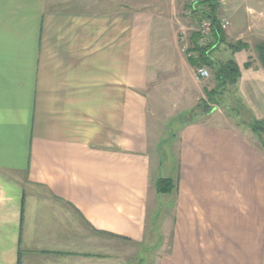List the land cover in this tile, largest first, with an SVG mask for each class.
<instances>
[{"label":"crops","instance_id":"obj_1","mask_svg":"<svg viewBox=\"0 0 264 264\" xmlns=\"http://www.w3.org/2000/svg\"><path fill=\"white\" fill-rule=\"evenodd\" d=\"M217 1L225 41L248 47L208 56L234 59L235 98L262 120L264 0ZM173 2L0 0V264H125L115 243L145 240L157 131L213 86L194 78ZM212 107L172 137L155 264H264V150Z\"/></svg>","mask_w":264,"mask_h":264},{"label":"rangeland","instance_id":"obj_2","mask_svg":"<svg viewBox=\"0 0 264 264\" xmlns=\"http://www.w3.org/2000/svg\"><path fill=\"white\" fill-rule=\"evenodd\" d=\"M143 5L144 3L140 4V6ZM173 7L179 12L176 13L175 16H177V19L182 23L179 32L180 37L182 38L181 48L183 49V51H185L187 49V33L196 32V29L199 25L195 20L191 18L190 14L188 13L186 8V0H174ZM221 25H224V28H221L224 31L225 24L220 21V26ZM184 39L186 41H184ZM215 45H213V47ZM206 67L209 70V78L206 80V82L214 85L212 80V71L208 66ZM167 97L163 102L161 101L163 108L160 111L162 114L166 112L169 113L170 110L173 109V106L168 107L170 99L167 100ZM176 97L177 96H175V98ZM179 100H174L175 102L172 101V105L176 104V102ZM220 100L222 104L221 106H218L219 109L217 108L219 110V112L217 113L220 115H224L225 113L228 114L229 109H236L239 103L235 98L232 89H229L228 92H225ZM227 103L229 104L228 109H226ZM175 110L176 109H174V111ZM242 111H244V109L240 110V112ZM184 114H186V112H179L175 114V116L169 119L164 125L160 126L157 131V133L160 134L161 140L158 144V157H155L153 155L151 156V168L149 174L150 185L154 192V190H156L157 179L167 178L171 180L172 188L168 193H158L156 202L154 203L153 211L148 212L147 234L145 240L141 244L132 246L128 243H115L116 246L121 247V257L125 260V264H155L156 262L155 251L160 248L159 246L162 243V236H160V231L168 221V214L171 212L172 200H174V198H176L175 196L178 195L176 183L174 181V176L177 171L178 164L176 160V142H173L172 145V137L177 134L179 126L181 125V117ZM229 114L233 115V113ZM242 114L243 119H248V116L247 114H245V112ZM184 121L187 122L189 121V119L184 118ZM252 140L255 145L261 147V149L264 150V132L259 133V135H255ZM130 254L132 255V258L129 259Z\"/></svg>","mask_w":264,"mask_h":264},{"label":"trees","instance_id":"obj_3","mask_svg":"<svg viewBox=\"0 0 264 264\" xmlns=\"http://www.w3.org/2000/svg\"><path fill=\"white\" fill-rule=\"evenodd\" d=\"M218 1L217 0H193L191 3V18L195 20L198 24L207 20L210 26V38L211 44H209L206 48H212L215 44H223L225 45L231 55L239 50L247 49V44L242 42H237L235 44H229L225 41L224 32L221 29L220 21L217 16L218 11ZM194 44L193 51L196 53L195 57L190 56L188 61L197 66V65H206L212 71V80L213 87L211 89H205V97L201 98L197 103L196 107L182 115L180 124H188L197 121L202 116L208 115L214 108L213 105L221 106L220 98L223 96L225 92H228L229 89L235 91V85L239 78V68L231 57L224 62L213 61L210 56H208L210 50L206 48H199L196 45L198 34L193 33ZM209 50V51H208ZM256 50L258 52L259 60L264 67V43H259L256 46ZM250 62L245 63V66H249ZM238 106L236 109H229L228 116H231L237 120L239 124L245 125L249 128L255 135H259V133L264 132V119L256 120L248 115V111L244 108L241 102L238 100ZM240 104V105H239ZM212 105V106H211ZM227 107V108H226ZM226 109H228L229 104L227 103ZM241 109L244 111L240 112ZM247 114L248 119H243V114ZM184 118H188L189 121L185 122ZM172 188L171 180L167 178H159L156 181V191L157 193H168Z\"/></svg>","mask_w":264,"mask_h":264},{"label":"built area","instance_id":"obj_4","mask_svg":"<svg viewBox=\"0 0 264 264\" xmlns=\"http://www.w3.org/2000/svg\"><path fill=\"white\" fill-rule=\"evenodd\" d=\"M193 0H186V8L188 13L191 16V3ZM198 28L196 29V32L198 34V39L196 42L197 47L199 48H206L209 44H211V38H210V26L209 22L207 20H203L198 24ZM221 28H224V25H221ZM213 47V46H212ZM209 49L210 48H206ZM208 50V51H209ZM187 52V50H185ZM194 78L195 80H204L209 78V70L205 65H197L194 70Z\"/></svg>","mask_w":264,"mask_h":264}]
</instances>
